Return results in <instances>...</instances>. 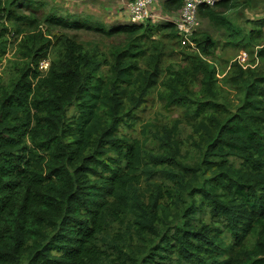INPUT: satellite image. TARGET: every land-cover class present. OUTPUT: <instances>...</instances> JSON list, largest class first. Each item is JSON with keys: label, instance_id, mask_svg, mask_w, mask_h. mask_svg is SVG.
Masks as SVG:
<instances>
[{"label": "trees", "instance_id": "trees-1", "mask_svg": "<svg viewBox=\"0 0 264 264\" xmlns=\"http://www.w3.org/2000/svg\"><path fill=\"white\" fill-rule=\"evenodd\" d=\"M231 3L199 11L247 54L219 71V43L182 46L171 20L107 29L52 12L44 30L19 11L32 0H0V63L11 33L22 58L0 78V264H264V18L247 31L216 10ZM56 27L126 43L100 53ZM169 43L178 67L164 65ZM156 90L184 119L134 137Z\"/></svg>", "mask_w": 264, "mask_h": 264}, {"label": "rangeland", "instance_id": "rangeland-1", "mask_svg": "<svg viewBox=\"0 0 264 264\" xmlns=\"http://www.w3.org/2000/svg\"><path fill=\"white\" fill-rule=\"evenodd\" d=\"M35 7L33 9L19 8V11L25 15L32 14L33 18L38 19L42 24V28L47 30V25L44 20L53 12L55 15H64L66 17L89 19L93 25L101 23L104 27H120L128 24L130 14L127 12V6L132 0H32ZM167 0H158L153 10L157 11V14H161L164 19L151 18L152 24H159L168 21H172L174 18L179 17L181 13V7L167 10ZM220 1V0H219ZM218 1V2H219ZM237 0V7H233L232 3L226 8L217 7V11L225 14L233 19L235 22L244 26L248 31L252 24L248 23V19H262L264 18V0ZM217 2V3H218ZM215 3L212 7H216ZM251 3V4H250ZM155 20V21H154ZM89 22V21H87ZM147 23V22H145ZM198 27L195 31L198 37H202L204 34L212 36L218 43V47L214 50L215 56L217 57L215 65L219 71L224 69L229 70V66L235 60H238L241 64L247 63V54L233 47H224L226 42L222 32H217L211 26L208 19L198 16ZM8 24V23H7ZM6 25V24H5ZM10 27L11 25L8 24ZM50 29V27H48ZM1 29V26H0ZM54 34L67 33L70 37L79 41L80 43L91 44L93 48L99 50L100 53L108 54L110 50L115 47L124 46L126 43L125 35L114 34L112 37H107L104 33H96L86 29L80 30H66L54 28L52 29ZM9 41L7 52L0 63V78L5 77V73L12 62L21 60L22 58L18 54V43L13 37V34L7 36ZM161 39V38H159ZM174 45V46H173ZM179 49V50H178ZM175 51V52H174ZM180 46L169 43L167 45L166 54L164 57V65H176L177 67L181 64L179 56ZM224 61H229L225 64ZM5 72V73H4ZM222 82L221 85L227 86V83L222 79L223 75H219ZM225 95L229 100L238 101V98L233 89L225 87ZM157 90L148 97V101L141 110L139 111L140 125L137 127L134 137L141 138L142 124L152 123H166L169 126H173L176 120H183L182 111L180 108H172L167 110L163 102L158 98ZM239 102V101H238ZM237 102V103H238ZM181 128V142H179L182 150L183 159H189L195 152V145L191 139L188 138L190 128L186 124H182Z\"/></svg>", "mask_w": 264, "mask_h": 264}, {"label": "built area", "instance_id": "built-area-1", "mask_svg": "<svg viewBox=\"0 0 264 264\" xmlns=\"http://www.w3.org/2000/svg\"><path fill=\"white\" fill-rule=\"evenodd\" d=\"M182 2L181 13L179 17L174 18L172 21L179 31L182 46H190L196 49V43L192 40L195 31L198 27V16L200 8L203 5L212 6L219 0H180ZM158 0H132L127 6V12L130 14L128 24H143L148 22V19L158 18L164 19L161 14H157L153 7ZM155 21V20H154ZM48 62H42L41 68L47 69Z\"/></svg>", "mask_w": 264, "mask_h": 264}]
</instances>
